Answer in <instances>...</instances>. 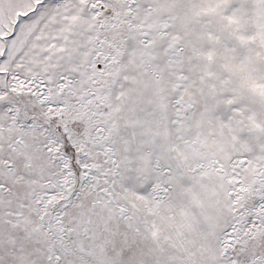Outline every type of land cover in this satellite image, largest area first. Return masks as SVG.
<instances>
[{"label": "snow or ice", "instance_id": "6c2138e0", "mask_svg": "<svg viewBox=\"0 0 264 264\" xmlns=\"http://www.w3.org/2000/svg\"><path fill=\"white\" fill-rule=\"evenodd\" d=\"M0 264H264V0H0Z\"/></svg>", "mask_w": 264, "mask_h": 264}]
</instances>
